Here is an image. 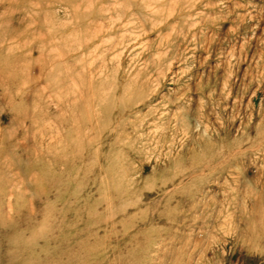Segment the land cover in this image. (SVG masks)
Masks as SVG:
<instances>
[{"label": "clouds", "instance_id": "1", "mask_svg": "<svg viewBox=\"0 0 264 264\" xmlns=\"http://www.w3.org/2000/svg\"><path fill=\"white\" fill-rule=\"evenodd\" d=\"M0 264H264V0H0Z\"/></svg>", "mask_w": 264, "mask_h": 264}]
</instances>
